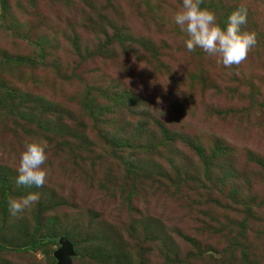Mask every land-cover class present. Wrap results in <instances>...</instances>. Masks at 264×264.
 <instances>
[{
  "label": "rangeland",
  "instance_id": "1",
  "mask_svg": "<svg viewBox=\"0 0 264 264\" xmlns=\"http://www.w3.org/2000/svg\"><path fill=\"white\" fill-rule=\"evenodd\" d=\"M7 3L0 0V175L15 186L9 198L40 199L9 211L0 264L51 262L58 245L13 250L43 233L35 226L44 213L78 241L75 264H106L92 247L121 238L137 264H167L170 255L173 264H264V0H203L222 25L248 9L242 30L256 31L258 44L232 68L186 49L173 20L182 0ZM114 90L131 101L116 106ZM41 138L50 145L48 183L18 185L25 144ZM218 145L223 153L206 171L198 147L210 154ZM56 199L65 204L46 212ZM1 210L0 202V222ZM146 219L158 223L155 234L132 230Z\"/></svg>",
  "mask_w": 264,
  "mask_h": 264
},
{
  "label": "clouds",
  "instance_id": "2",
  "mask_svg": "<svg viewBox=\"0 0 264 264\" xmlns=\"http://www.w3.org/2000/svg\"><path fill=\"white\" fill-rule=\"evenodd\" d=\"M203 0H182L174 13L173 20L188 36L185 47L189 52L196 48L217 58L226 68L239 67L258 44V34L254 30H242L248 23V9L241 5L234 9L225 25L218 22L216 13L202 6ZM145 67V66H141ZM49 142L34 139L25 144L16 167L17 184L44 187L49 180V169L45 167L49 159ZM40 195L31 192L19 198L8 199V209L15 216L30 211L39 202Z\"/></svg>",
  "mask_w": 264,
  "mask_h": 264
},
{
  "label": "trees",
  "instance_id": "3",
  "mask_svg": "<svg viewBox=\"0 0 264 264\" xmlns=\"http://www.w3.org/2000/svg\"><path fill=\"white\" fill-rule=\"evenodd\" d=\"M2 6L5 10H7L8 8V3L7 0H1ZM204 7H206L204 5ZM116 39H118V41L120 42L122 40V37L119 36V33H117L116 35ZM19 60L21 61H27L32 63V59H28V58H23L18 56L17 57ZM9 96H13V90L10 89H6V93ZM110 96L112 97V101L114 102V104L116 106L119 107H124L126 104H128L131 100V92L125 91L122 93H117L116 90L112 91L110 93ZM4 100L3 95H0V102ZM128 100V101H125ZM101 108V107H100ZM93 109V107H92ZM102 111H104L103 108H101ZM165 129H163L164 131V137L169 138V132L166 130V127H163ZM112 134L110 140L113 143H128V142H124L122 141H118L117 139V135L116 133H110ZM69 137L74 138L72 135L66 134ZM64 144L68 145L69 142L64 141ZM83 143H85L83 141ZM162 143H165L162 141ZM209 150H206L205 148H201L198 147V151L197 153L200 155V157L204 160V165H205V170L209 171L210 167L214 164L215 159L217 157H219L223 152H222V148L220 145H218L215 148L211 149V153H208ZM225 161L231 163L230 159H225ZM178 173H180L178 171ZM10 175L8 173H3L0 175V197H1V225H0V230L2 229L3 225L5 224L6 220H7V216L9 213V209H8V199H9V195L10 192L13 190V188L15 187L13 182L11 180H9ZM207 177H209V174L207 175ZM211 187H213V184L210 185ZM222 189V188H221ZM234 189V188H232ZM45 205L48 203V201L43 202L42 204ZM41 204V205H42ZM61 204H65V201L60 199V200H55L54 203H52V205H49V208L46 210V212L49 209H52L54 207V205H61ZM45 212V210H44ZM40 214H43V211H40ZM37 220V219H36ZM55 221H56V217L54 215H47L46 213L43 214L41 220H37L36 226H35V231H42L43 233H41L38 237L36 236H32L31 235V231L30 229H28L27 227L25 229H22L24 232H26V235H28V238H30V240H28L27 242H25L24 245H21L20 248L17 247H13V250L16 251H30V250H35L41 246H45L46 244H50V245H58L59 246V238L61 236H66L68 237L72 243L74 244V248L76 253H82V251L79 248V244L78 241L76 240V238L73 236V233L71 231L68 230H58L55 227ZM157 222H152L149 219L143 220L141 221L140 224H138L139 226L141 225L142 228H140L138 225L133 226L132 230H136V231H140L139 229H142V234L144 233L145 235H149V234H155L156 231L159 229V226L157 225ZM42 225V226H41ZM46 230V231H45ZM121 244V245H120ZM0 248L6 249L8 248V246L6 245H2L0 244ZM22 248V249H21ZM55 250V249H54ZM92 252L94 253V256L97 257V259L101 262L104 263L107 261L106 264H137L136 261L134 259H131L129 256L126 257L125 253L126 250L123 247V239L121 238L120 240H114V241H109V243L103 247H98L96 246V244H94V246L92 247ZM170 253H171V249H170ZM54 254V253H53ZM172 255H170V257H168V261L167 264H173L174 260L171 258ZM76 256H73V263H74V258ZM173 257V256H172ZM57 260L55 258L54 255H52V260L51 262H49V264H56ZM138 264H148L147 260H144V258H141L140 261L139 259L137 260ZM75 264V263H74Z\"/></svg>",
  "mask_w": 264,
  "mask_h": 264
},
{
  "label": "water",
  "instance_id": "4",
  "mask_svg": "<svg viewBox=\"0 0 264 264\" xmlns=\"http://www.w3.org/2000/svg\"><path fill=\"white\" fill-rule=\"evenodd\" d=\"M76 254L72 241L66 236H61L59 238V246L54 251V256L57 260L56 264H74L72 257L76 256Z\"/></svg>",
  "mask_w": 264,
  "mask_h": 264
}]
</instances>
